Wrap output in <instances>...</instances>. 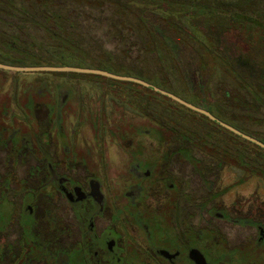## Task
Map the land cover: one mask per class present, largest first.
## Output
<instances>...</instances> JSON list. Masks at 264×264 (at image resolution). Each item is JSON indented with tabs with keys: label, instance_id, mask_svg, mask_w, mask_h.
I'll use <instances>...</instances> for the list:
<instances>
[{
	"label": "rangeland",
	"instance_id": "rangeland-1",
	"mask_svg": "<svg viewBox=\"0 0 264 264\" xmlns=\"http://www.w3.org/2000/svg\"><path fill=\"white\" fill-rule=\"evenodd\" d=\"M17 1L23 3L21 4L22 8L26 7V11L30 14L26 17L32 18V23L24 21L22 18L20 25L15 30L0 23V48L5 50L1 45L11 43L9 41L12 36L17 35L20 56L10 59H16L19 65L62 66L57 65L60 62L68 64L67 60L61 58H68L71 54H68L66 50H58L52 44V37L55 39L61 36L73 40L88 58V61L109 60L113 64H120L127 68L133 65L137 70H140V63L136 61L138 57L144 55L145 40L141 33L135 30L128 16L119 15L110 0ZM137 2H143V0H137ZM202 2L218 5L217 7L225 9L234 7L241 13L240 15L231 14L219 10L212 12V15H206L204 10L196 9L194 23L203 32H198L195 29L193 32L199 40L210 47L217 46L220 53L233 62L238 71L244 74L248 73L252 67L236 52L237 44L240 48H246L245 35L226 36L224 31L230 30L238 22L243 21H247L255 27L262 26L264 0H202ZM44 3L48 4L44 5ZM239 4L243 6L239 7ZM152 25L166 39L172 41L174 37L176 38L175 34L171 30L168 31L163 23L152 20ZM251 36L253 37L248 39L257 40L262 36V41H260L262 43L256 45L255 50L257 55L264 56V33L257 35L252 33ZM179 49L180 51L176 55L182 67L184 81L177 84V87L179 86L183 93L187 94L198 88L203 92L206 77L198 69L197 51L191 50L187 45ZM127 51L128 56L125 55ZM85 63L88 62L85 61ZM152 69L155 70V66H152ZM48 73H67L68 75ZM69 73L73 72L0 70V113L15 115L4 117L0 123L9 129L7 134L14 133L16 135L18 145L21 142L23 144L25 140L26 143L32 141L33 131L36 135H44L48 129H51L50 143L48 144L47 140H44L42 148L47 150L56 161L65 159L66 153H69V156L73 155L75 171L69 169L66 172L71 173L83 187L88 188L90 180H95L102 185L103 192L107 197H104L103 214L95 218L96 227L106 231L108 236L118 242L122 240L133 242L132 239L140 242L144 234L130 228L127 224L131 212L133 210L143 211L144 218L150 219L151 211L154 207L157 208L159 203L150 202V207H147L145 201L136 198L140 190L147 187L148 181L144 180V176L136 178L135 172L143 174L148 168L150 169L153 163L160 161L161 154L159 152H162L163 149H160L162 146L174 147L178 144L173 145L170 136L172 132L161 130L150 116L134 109L132 104L127 101L126 93L128 89L132 88L131 85L118 83V80L113 81L114 79L110 80V78L100 75H70ZM165 77L168 78L166 75ZM212 87H215L214 82H212ZM58 113L62 115L60 123L63 130L61 133L58 132L56 126H53L55 122L53 115ZM137 144L149 148L148 151L145 150V156L144 153H141L140 156L135 153ZM187 148H189L188 153H192L190 154L192 159L196 158L200 162L206 159L207 164L200 165L199 162L196 164V169L188 162L181 161L178 165H176L177 162H173L174 172L180 173V179L193 178L195 189H198L200 176L217 180L218 186L224 194L223 198L229 199L227 200L228 205L240 197L250 202L254 186L257 184V187H261L259 200L260 205L264 208V181L262 180L264 178L258 176L260 174L258 161L255 167L248 163L249 167L244 170L243 167H239L237 161L230 160L229 156L225 155L226 165L224 168H219L216 165L211 166L212 163H209L217 160L210 154L211 147L199 144L187 146ZM248 152L251 154V150ZM142 155L143 158H141ZM8 156L11 155H8L6 150L0 149V174L2 176L6 175L16 179L32 177V170H29L27 166V163H32L34 160L32 153L23 154L20 159L22 161L20 168L13 171L8 167V162H10ZM247 157L249 160L251 159L250 155ZM137 165H141V167L138 168ZM251 165L255 172L251 171ZM207 166L210 168L208 169ZM206 171L207 173L204 174ZM257 176L262 180L260 184L256 180ZM153 179H155L154 176ZM93 210L94 205L90 204L89 212L91 213ZM189 212L188 225L194 227L197 233L195 236L202 238L201 247L205 249L212 247V250L223 249V253L233 252V256H239L238 249L242 241L238 239L248 237L246 227L231 222L227 223L228 230L223 232L224 238L221 242L219 239L215 240L214 234L204 230L217 228L224 231L225 225L222 222L210 218L206 213L200 214L198 207L192 208ZM9 216L10 214L4 216L5 225L8 220L15 219L9 218ZM112 217H115L117 227L110 224ZM86 218L83 221L88 225L89 221ZM14 224H16L15 220ZM165 224L166 222H163V225ZM227 233L230 239H227ZM77 236L81 238L76 234L73 241L78 239ZM216 263L225 264V260Z\"/></svg>",
	"mask_w": 264,
	"mask_h": 264
},
{
	"label": "flooded vegetation",
	"instance_id": "flooded-vegetation-1",
	"mask_svg": "<svg viewBox=\"0 0 264 264\" xmlns=\"http://www.w3.org/2000/svg\"><path fill=\"white\" fill-rule=\"evenodd\" d=\"M21 4L17 0H0V23L14 30L22 18L32 23V18L26 17L30 15L26 7L22 8ZM16 36H12L11 43L1 45L5 50L0 48V63L22 66L16 59H10L20 56ZM8 116L15 115L0 113V121ZM53 117V126L61 133L62 115L58 113ZM7 130L0 123V149L11 155L8 156L9 169H19L22 164L20 159L25 153H32L34 160L27 163L32 177L16 179L0 174V264H217L223 260L225 264H264V208L259 200L261 187L255 184L250 202L240 197L228 205L229 199L223 198L217 180L200 176L197 193L194 179H180V173L174 172L172 167L173 162L178 165L183 161L197 169L196 164L200 161L192 159L189 148L162 146L160 161L153 163L143 174L135 172L136 178L144 176V180L148 181L147 187L142 188L136 198L145 201L147 207H150V202L159 203V206L151 211L150 219L144 218L143 211L131 212L127 224L144 234L140 242L134 239L133 242H118L96 227L95 218L104 212L106 194L102 185L90 180L89 187H83L71 173L66 172L69 169L75 171L73 155L66 153L65 159L56 161L42 148L44 140L50 143L51 129L44 135H36L33 131L32 141L26 143L25 140L20 145L16 135L7 134ZM135 149L140 156L149 148L137 144ZM213 158L217 160L209 162L211 166L224 168L225 156L221 157L222 161H218V157ZM78 164L77 161V167ZM199 164H207L206 159ZM256 180L259 184L264 181L258 176ZM90 204L94 205L91 213ZM197 207L200 214L206 213L225 225L224 231L217 228L204 230L214 234L215 240L223 242V232L228 230L226 225L229 222L246 227L248 237L238 239L242 241L238 257L233 256V252L223 253V249L200 246L202 238L195 236L194 227L188 225L189 210ZM5 214L15 218L16 224L14 220H8L5 225ZM85 218L89 221L88 225L83 221ZM111 219L110 224L117 227L115 217ZM163 222L166 224L163 225ZM76 234L81 238L77 236L78 239L73 241ZM227 236L230 239L228 233Z\"/></svg>",
	"mask_w": 264,
	"mask_h": 264
},
{
	"label": "trees",
	"instance_id": "trees-1",
	"mask_svg": "<svg viewBox=\"0 0 264 264\" xmlns=\"http://www.w3.org/2000/svg\"><path fill=\"white\" fill-rule=\"evenodd\" d=\"M110 1L115 5L119 15L129 17L135 30L141 33L145 40L144 55L138 57L136 61L140 63V70H137L133 65L127 68L120 64H113L109 60L88 61V58L73 40L61 36L55 39L52 37V44L58 50H66L72 56L61 58L67 60L68 64L60 62L57 65L101 69L118 75L142 79L206 109L221 121L264 143V56L257 55L255 50V46L262 43L260 42L262 36L257 40L248 39L253 37L252 33H256V35L264 33V21L262 26L258 27L247 21L238 22L230 30L224 31L226 36L238 34L246 37L247 46L245 49L240 48L239 44L236 46L239 56L252 67L248 73L244 74L238 71L233 62L220 53L217 46L210 47L199 40L193 32V29L203 32L194 23L196 9L204 10L206 15H212V12L219 10L240 15L241 13L236 11L237 8L225 9L217 7L218 5L204 3L202 0ZM222 4L224 3L222 2ZM242 6L239 4V7ZM152 20L163 23L168 31L171 30L175 34L176 38L174 37L172 41L166 39L153 27ZM184 45L197 51L198 69L206 77L203 92L198 88L187 94L183 93L179 86L177 87V84L183 82L184 79L182 67L176 54L180 51L179 48ZM128 54L127 51L125 55L128 56ZM152 66H155V70L152 69ZM48 74L68 75L67 73ZM117 82L131 85L132 88L128 89L126 93L127 101L132 104L134 109L150 116L161 130L172 132L170 136L173 145L187 147L201 144V146L211 147L210 154L213 157H218L222 161L221 157L227 155L230 160L237 161L239 167H243L244 170L249 167L248 163L255 167L258 161L260 173L258 176L264 178V148L153 89L131 82ZM212 82L215 87H212ZM248 150H251V154ZM248 155L251 156L250 160ZM251 171L255 172L252 165Z\"/></svg>",
	"mask_w": 264,
	"mask_h": 264
},
{
	"label": "water",
	"instance_id": "water-1",
	"mask_svg": "<svg viewBox=\"0 0 264 264\" xmlns=\"http://www.w3.org/2000/svg\"><path fill=\"white\" fill-rule=\"evenodd\" d=\"M0 68L2 69H6V70H11V71H20V72H73V73H80V74H94V75H100V76H104L110 79H114V80H118V81H124V82H131V83H136L139 85H142L144 87L153 89L154 91L167 96L171 99H173L174 101L180 103L181 105L196 111L198 113H201L205 116H207L208 118H210L212 121L216 122L217 124L221 125L222 127L232 131L233 133L243 137L244 139L253 142L257 145H259L260 147L264 148V143L261 142L260 140L247 135L243 132H241L240 130L234 128L233 126L221 121L220 119H218L217 117H215L212 113H210L209 111H207L204 108L198 107L184 99H182L181 97L175 95L174 93H171L169 91H166L164 89H161L153 84H150L142 79L136 78V77H131V76H124V75H118L115 73H111L105 70H101V69H93V68H84V67H75V66H10V65H5L0 63Z\"/></svg>",
	"mask_w": 264,
	"mask_h": 264
}]
</instances>
